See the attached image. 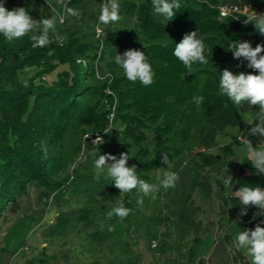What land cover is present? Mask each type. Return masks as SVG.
Here are the masks:
<instances>
[{"label": "trees", "instance_id": "1", "mask_svg": "<svg viewBox=\"0 0 264 264\" xmlns=\"http://www.w3.org/2000/svg\"><path fill=\"white\" fill-rule=\"evenodd\" d=\"M89 1L56 0L62 21L44 47H32L31 33L18 39L0 35V219L21 210L32 186L36 206H53L56 215L41 228L42 248L24 264H144L139 246L145 223L158 251L173 254L172 264H207L194 261L203 231L197 188L219 201V217L212 221L219 230L236 219L248 229L264 222L256 206H244L237 197L244 185L264 189V173L253 172L249 156L235 154L239 136L233 143H217V136L240 124L241 115L221 94L220 70L213 69L231 60L229 46L256 31L244 21L250 13L264 14V0H181L169 21L171 34L154 16L152 0H117L118 19L107 24L100 15L111 0H102L96 24L90 23ZM223 3L248 6L250 12L221 18ZM4 4L9 10L25 7L37 22L50 11L48 0ZM192 31L202 38L208 63L194 64L190 72L173 49ZM129 49L145 52L154 72L150 85L129 81L115 64V55ZM195 96L204 97L199 107ZM114 118L123 128L121 140L110 146L105 140ZM148 129L159 137L153 150L143 145ZM96 134L103 136L99 144L90 139ZM259 135L251 136L250 151L260 149ZM127 139L138 146L128 158L138 177L158 184L164 172L175 171V187L147 195L138 189L121 193L106 176L97 179L95 160L106 154L119 159ZM226 178L230 187L223 184ZM117 203L128 216L112 212ZM243 208L247 212L241 215ZM225 237L232 264H250L230 234Z\"/></svg>", "mask_w": 264, "mask_h": 264}, {"label": "clouds", "instance_id": "2", "mask_svg": "<svg viewBox=\"0 0 264 264\" xmlns=\"http://www.w3.org/2000/svg\"><path fill=\"white\" fill-rule=\"evenodd\" d=\"M182 7L181 0H152L154 14L167 22L172 20L177 11ZM73 16H78L76 11L69 10ZM118 19L117 0H111L110 6L103 8L100 20L107 24ZM254 22L256 30L264 36V14H249L244 23ZM37 32L39 34H37ZM50 32H56V17L43 18L39 22L33 19L28 9L18 7L9 10L4 0H0V35L7 39H18L31 33L30 40L33 48L46 46L50 42ZM232 51L234 59L244 58L247 67L253 69L252 72H233L228 68L220 70L219 90L238 108L244 103L249 106H259L258 119L260 123L252 129L253 133L264 134V43L255 47L249 41H237L228 47ZM205 44L197 31H192L184 35L182 40L176 41L173 55L191 72L194 64H207L205 55ZM114 62L123 71V75L131 82L139 81L143 85H150L153 81L154 72L151 63L148 61L144 51L129 49L123 55L116 54ZM203 96L193 97L194 103L199 107L203 102ZM245 119L251 122L253 115H246ZM107 133V130H104ZM91 134V133H90ZM89 134V135H90ZM217 141L227 143L217 136ZM102 137L98 136L93 143L99 144ZM128 154H121L120 158L111 154L101 155L95 160L96 178L106 176L108 182L122 192H130L138 189L145 195L154 192L158 187L168 189L175 187L179 176L175 171H166L163 178H158V184H150L138 177L136 168L128 165ZM251 162L259 173H264V149L250 151ZM168 156L164 154V160ZM108 160L113 161L105 168ZM170 167V166H169ZM223 184L230 187V178L223 179ZM238 201L244 206H256L264 216V189L259 186L244 185L237 192ZM141 201H138L140 203ZM112 212L119 217H126L129 210L120 203L112 209ZM247 208L241 210V215L246 214ZM234 243L246 251L250 257L251 264H264V222L256 224L254 229H241L234 235Z\"/></svg>", "mask_w": 264, "mask_h": 264}, {"label": "rangeland", "instance_id": "3", "mask_svg": "<svg viewBox=\"0 0 264 264\" xmlns=\"http://www.w3.org/2000/svg\"><path fill=\"white\" fill-rule=\"evenodd\" d=\"M48 2L50 4L48 17L55 16L56 22L61 21V12L56 0H48ZM101 4L102 0L89 1L87 12L90 15L91 24H96ZM254 14L261 15L263 13L254 12ZM154 16L160 21L165 22L155 14ZM250 23L254 26V22ZM167 24L169 26V34H171L174 29L169 21ZM241 41H249L255 47L257 44L264 43V36L256 30L255 32H247ZM247 63L244 58L234 59L232 55L231 60L216 63L213 69L222 70L228 68L234 73L240 71L249 72L250 68L247 67ZM31 72L33 70L30 69L24 76L27 77ZM239 110L241 115L240 124L229 127L225 133L219 135L221 140L227 141V143H220L219 141L217 143L219 145L233 143L234 136H239L242 141L234 142L233 150L240 159H244L250 156L249 147L250 138L253 135L252 129L260 123L258 119L259 106H249L247 103H244L239 107ZM242 113L253 115L252 121L248 122ZM122 128L123 124L114 118L109 136L105 140L110 146H114L116 142L121 140ZM146 134L147 137L143 145L145 148L153 150L159 141V137L150 129L146 130ZM123 142L127 150L125 151L119 148V154L127 153L129 158H133L138 150L137 144L133 139H127ZM257 143L260 149H264V134L259 135ZM253 172L259 173L255 166ZM194 198L196 203L201 207L200 212L197 214V220L202 221L203 224L202 238L195 247L196 257L194 261L199 262L200 259L206 261L207 257L212 255L211 252L213 249L219 251L225 248L231 254V246L225 237L226 233H229L234 241L235 233L240 228L248 229V227L240 219H236L224 229L219 230L218 225L212 223V221H216L219 217V201L217 198L213 194H209L200 188L196 189ZM22 204V208L18 213L8 212L6 213L7 219L6 217L0 219V264H24L26 259L32 257L43 246L40 234L43 225L51 222L55 218L56 209L53 206L45 210H41L36 206V190L32 186H30L29 194L24 197ZM255 216L256 214L252 215V217ZM153 241L150 236L148 224L145 223L144 237L139 246V250L144 256V264H172L173 254L160 253L158 251V245L156 247L153 246ZM235 246L243 252L251 264L250 257L246 254V251L240 249L236 244Z\"/></svg>", "mask_w": 264, "mask_h": 264}, {"label": "built area", "instance_id": "4", "mask_svg": "<svg viewBox=\"0 0 264 264\" xmlns=\"http://www.w3.org/2000/svg\"><path fill=\"white\" fill-rule=\"evenodd\" d=\"M219 12H220V17L221 18H227V17H231L237 14H249L250 12V8L248 6H245L243 8H241L239 5L237 4H232V3H223L219 6ZM62 21V18H61ZM97 33L101 34V29L98 27L97 28ZM111 118H113V114L111 115ZM98 136H101L103 139L102 135L96 134V135H92L91 136V141L93 142ZM157 240L153 241V246H157Z\"/></svg>", "mask_w": 264, "mask_h": 264}, {"label": "crops", "instance_id": "5", "mask_svg": "<svg viewBox=\"0 0 264 264\" xmlns=\"http://www.w3.org/2000/svg\"><path fill=\"white\" fill-rule=\"evenodd\" d=\"M211 254L210 257H207V264H232V256L227 250H225V248L219 251L213 249Z\"/></svg>", "mask_w": 264, "mask_h": 264}]
</instances>
